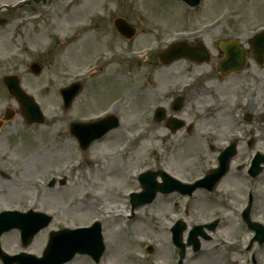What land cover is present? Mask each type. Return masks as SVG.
Returning <instances> with one entry per match:
<instances>
[{"label": "rangeland", "instance_id": "374dc122", "mask_svg": "<svg viewBox=\"0 0 264 264\" xmlns=\"http://www.w3.org/2000/svg\"><path fill=\"white\" fill-rule=\"evenodd\" d=\"M102 9L103 19L97 22ZM77 15L58 13L37 36L22 41L19 55L0 44V75H19L46 118L42 125H27L20 106L0 83V119L6 108L16 112L0 128V212L35 209L55 215L54 225L60 220L73 226L101 221L107 248L101 264L117 263L118 251L124 264H176L179 250L171 233L175 223L187 225L186 243L193 227L219 220L215 233L205 230L211 238L201 240L199 252L187 247L185 264H252L253 255L257 264H264V245L246 251L254 232L241 220L253 192L250 218L264 223V173L249 181L243 170L257 149L264 155V67L257 65L250 44L264 28V0H202L196 9L177 0H88ZM117 18L126 19L136 35L127 40L117 34ZM227 36H238L249 55L241 73L224 76L219 46ZM68 39L71 43L63 45ZM176 40L189 45L202 41L211 60L162 65L158 54ZM33 63L42 66L38 76L30 72ZM95 69L100 71L91 74ZM73 82H81L84 90L66 112L59 90ZM179 98L182 111L173 112ZM115 101L110 113L119 120L118 128L83 152L70 125L111 111ZM158 107L167 118L155 123ZM235 114L242 123L234 122ZM245 115L253 116L250 124L243 122ZM170 118L184 120L191 132L173 134L166 126ZM257 136L260 141L249 149L248 141ZM233 140H239L238 153L214 193L161 194L134 217L117 215L122 209L131 211L125 192L141 191L140 174L166 172L192 183L218 166V157ZM52 178L67 183L50 189ZM55 229L51 226L35 239L37 254ZM15 234L6 235L7 242L14 241ZM150 246L153 254L147 253ZM72 264H87L86 258Z\"/></svg>", "mask_w": 264, "mask_h": 264}, {"label": "water", "instance_id": "95a60500", "mask_svg": "<svg viewBox=\"0 0 264 264\" xmlns=\"http://www.w3.org/2000/svg\"><path fill=\"white\" fill-rule=\"evenodd\" d=\"M185 3H187L191 7H196L200 4L201 0H182ZM128 36H132V33ZM239 43H235L233 41L223 44L221 46V51L226 54L228 57V60L226 62V67L228 71L225 73H228L233 70H239L242 66V63L245 61L244 60V53L241 52L239 49ZM253 47L256 50V58L258 61L261 62V60L264 57V34L259 36L256 40L253 42ZM205 55V59L203 56V59H200V57ZM208 54L205 53L204 47L203 46H198L196 49L188 46L186 43H178L174 44L170 49H168L166 52L160 54V59L164 65H170L178 60L181 59H188L191 61H197L198 62H205L208 61ZM225 65V64H224ZM36 73L40 72L39 68H36L34 70ZM6 84L11 92V94L18 100L20 105L22 106V115L24 118L29 122L30 124L33 123H39L42 124L44 123V117L42 115V112L39 108V106L35 103L34 99L26 95L20 88L19 86V81L16 79H8L6 81ZM82 90V86L80 84H75L69 89L63 90V97L65 100V108L69 109L70 106L72 105L74 99L77 97V95L80 93ZM183 104L182 101H177L175 103L174 110L180 111L182 108ZM12 114H10L9 118H11ZM164 119V111L159 110L157 112L156 120L158 122H161ZM176 123V122H175ZM174 122L170 125V128L173 132H176L179 128L182 127V125H178V123L175 124ZM118 121L115 118H108L100 123L96 124H73L71 127L72 134L78 138L81 144V148L83 150H87L90 145L97 141L102 139L107 133L110 131L116 129L118 127ZM234 147L226 151L221 157H220V168L218 170H215L211 175L205 179L204 181L197 183L196 186H189L185 187L184 185H181L179 183H176L172 180H170L167 176L161 175L162 179L165 181V184L163 186L159 185L156 183V175L152 173H147L146 175L142 176L141 178V183L144 189V193L142 195H135L133 197V206L134 208L138 206H142L145 204H151L157 194L163 193V194H169L173 192H179L182 195H192L193 191L197 187H203L208 189L209 191L214 190V188L217 186V184L221 181V179L226 175L228 172V167L229 163L234 156ZM264 163V159L262 157H258L254 163V167L252 170V175L255 177L259 174L261 171L260 165ZM55 182L53 181L50 184V187H53ZM62 185L64 182L61 183ZM172 186V187H170ZM249 213L250 211L248 210L244 217L245 220L248 222L249 227L251 230H254L257 234L256 241H258L260 244H264V229L261 226L258 225H252L250 223L249 219ZM18 216V215H17ZM34 216L33 214L29 215H23V217H20L19 220H15L16 216L15 215H3V217L0 218V236L5 232L13 229L14 227L17 228H22V225H34L36 222L34 220H29L30 217ZM42 218V217H40ZM6 220L7 223H5ZM37 221V219L35 218ZM45 219L42 218L41 221L43 222ZM3 221V222H2ZM40 221V222H41ZM38 222V221H37ZM218 223L213 224L212 226L209 227L210 231H214L216 229V226ZM43 227L46 226V223L44 222ZM42 227V228H43ZM41 228H37L34 233L31 232V229L29 227L27 229H24V233L26 238L28 240L30 239L31 236L35 235ZM94 230V231H93ZM91 232L88 230L86 231L87 233L84 234L85 232H80L81 235L78 237L79 240H83L85 242V246H83L81 249H73L69 251L67 249L66 251L64 250L63 253L58 254V256L61 257H66L67 259L69 257H73L76 253H88V254H93L100 256L104 248L102 246V240L100 238V229H93ZM186 230V226L182 223H179L174 231L175 234V243L176 245L181 249V259H184V254H185V245L183 244V233ZM63 234V233H62ZM61 234V235H62ZM69 233L65 232V235ZM79 234V232H78ZM60 235V234H59ZM59 235H55L52 238L51 245H50V250L51 248L60 246L64 243L63 237L62 242L56 240ZM199 237H202L205 240H209L210 237L203 231L202 227H197L195 228L189 238L188 246H193L194 251L197 252L201 248V243L199 240ZM68 239V237H67ZM28 242V241H27ZM93 244V249H88L89 245ZM182 263V261H181Z\"/></svg>", "mask_w": 264, "mask_h": 264}, {"label": "flooded vegetation", "instance_id": "af4514ba", "mask_svg": "<svg viewBox=\"0 0 264 264\" xmlns=\"http://www.w3.org/2000/svg\"><path fill=\"white\" fill-rule=\"evenodd\" d=\"M87 4L88 0H0V44L8 45L19 55L23 49L22 41L25 38L31 39L37 36L42 26H49L58 13L69 17H78V9L83 6L87 7ZM110 4L112 3L110 2ZM106 11L109 14L111 9L106 7ZM102 13L103 9L100 15L96 17L97 22L102 21ZM111 18L112 16H109L108 22ZM100 28H103V24ZM258 66L262 69L264 63ZM256 142L257 139L254 140V143ZM7 251L12 252L13 248L7 249ZM42 252L43 250L40 252L41 255ZM79 257L81 256L77 255L65 264H72ZM253 258L255 259V257ZM22 259H26V257H22ZM0 264L4 263L0 261Z\"/></svg>", "mask_w": 264, "mask_h": 264}, {"label": "bare ground", "instance_id": "6f19581e", "mask_svg": "<svg viewBox=\"0 0 264 264\" xmlns=\"http://www.w3.org/2000/svg\"><path fill=\"white\" fill-rule=\"evenodd\" d=\"M180 43H182V42H180ZM179 43V44H180ZM106 65H104V67H105ZM100 70H95L93 73L94 74H97L98 72H99ZM119 215L121 216V217H123V216H127L128 215V211L127 210H125V209H122L120 212H119ZM119 252V255L117 256V258H116V262L117 263H115V264H124V260H123V258L120 256V251H118ZM112 258V257H111ZM114 259V258H113Z\"/></svg>", "mask_w": 264, "mask_h": 264}]
</instances>
